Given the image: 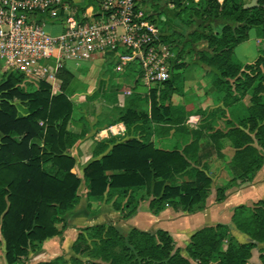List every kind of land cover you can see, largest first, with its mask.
<instances>
[{
	"label": "trees",
	"instance_id": "16d2710c",
	"mask_svg": "<svg viewBox=\"0 0 264 264\" xmlns=\"http://www.w3.org/2000/svg\"><path fill=\"white\" fill-rule=\"evenodd\" d=\"M168 1L179 15L185 13L189 26L182 42L170 41L176 51L174 68L181 65L177 63L181 55L193 53L195 62L210 68L226 106L238 107L245 96H251V105L242 109L237 123L230 121L227 131L211 134L220 158L224 157L223 138L236 149L230 162L231 181L251 182L264 164V47L251 63L237 60L234 53L252 30L264 40V0L253 7L245 6L250 0ZM65 5L78 11L86 8L70 0H63ZM45 16L41 14L39 20ZM181 77L171 71L169 79L157 83L151 121L181 122L175 117L181 110L171 104ZM23 85H27L26 77L17 70L0 80V244H4L6 264H24L45 240L62 235L84 187L88 208L105 201L124 219L137 212L146 198H151L149 209L156 214L167 205L188 213L205 208L213 182L208 172L194 169L191 179L176 180L191 166L185 154L199 137L183 152L132 137L88 163L81 176L73 172L76 159L69 153L80 138L67 128L74 103L64 91L52 94L46 81L26 89ZM138 120H149L148 114L127 111L119 118L128 127ZM108 146V141L100 142L96 149L104 152ZM227 189H217L218 201L225 199ZM232 222L248 241H240L229 224L218 223L196 230L185 253L167 230L133 227L124 233L113 222L97 223L80 229L70 263L59 255L40 264H84L82 257L87 254L105 264H251L258 244H263L260 260L264 264V199L235 207Z\"/></svg>",
	"mask_w": 264,
	"mask_h": 264
},
{
	"label": "crops",
	"instance_id": "0c3cea01",
	"mask_svg": "<svg viewBox=\"0 0 264 264\" xmlns=\"http://www.w3.org/2000/svg\"><path fill=\"white\" fill-rule=\"evenodd\" d=\"M97 5L98 2L90 3L84 11L67 6L62 17L71 15L91 18L97 14ZM152 13L154 15L160 13L162 40L167 43L176 41L175 45L183 41V33L189 26L184 22L185 13L179 15L173 2L162 0L159 13L155 11ZM148 15L151 17V14ZM48 27L55 33L62 29L60 21L47 23ZM244 42L235 48V53ZM174 52L176 57V51ZM196 59L193 53L181 55L177 60L181 65L176 68L172 63L174 58L171 60L172 73H180L183 78L171 98V104L181 110L178 111L181 113L175 115L181 121L177 124L150 120L152 91L157 84L144 83L137 62L129 64L122 72L116 71V57L111 53L97 55L91 60L80 63L66 60L58 74L59 90H52V94L64 91L74 103L67 128L78 134L80 138L69 149V153L76 159L73 172L81 176L88 163L107 153L113 144L132 137L146 139L165 150L180 152L199 137L185 154L191 166L177 176L176 180L181 183L183 180L191 179L194 169H204L208 172L213 182L205 208L188 213L182 208L175 209L167 205L156 214L149 209L151 198H146L140 203L137 212L124 219L120 212L113 210L111 203L105 201L93 202L88 208L87 189L84 187L81 191V200L74 213L70 215L63 234L45 240L41 249L30 253L26 259L27 264H40L53 259L55 255H61V252L72 248L81 228L97 223L113 222L124 233H128L133 227L151 232L159 228L167 230L183 253L191 235L204 226L227 223L235 236L238 237V233L243 234L232 222L233 210L238 205H252L264 199V164L251 182L241 183L240 180L232 182L234 174L230 162L236 149L228 138H223L221 152L224 157L220 158L211 134L215 130L227 131L230 121L237 123V117L242 114V109L251 105V96H245L238 107L237 104L233 107L226 106L213 83V73L210 68L195 62ZM243 59L239 61L253 62ZM45 62L54 65L56 60L49 58ZM0 67L1 80L11 70L7 69L5 63ZM26 81L27 85L23 87L31 88L34 82L27 78ZM127 111L147 113L149 120H138L128 127L124 121H119L121 114ZM107 141L109 146L104 152L96 149L100 142ZM225 186L228 187L226 197L218 201L217 189ZM0 247L4 254V244H0Z\"/></svg>",
	"mask_w": 264,
	"mask_h": 264
},
{
	"label": "built area",
	"instance_id": "2783aa9c",
	"mask_svg": "<svg viewBox=\"0 0 264 264\" xmlns=\"http://www.w3.org/2000/svg\"><path fill=\"white\" fill-rule=\"evenodd\" d=\"M139 1L97 0L93 17L63 18L61 10L67 8L63 0H0V58L7 69L36 83L46 81L53 91L59 90L58 74L66 60L80 63L109 53L116 57V71L137 62L145 84L165 81L175 52ZM41 14L51 22L60 21L61 31L48 30L47 22L39 20ZM49 58L56 63H46Z\"/></svg>",
	"mask_w": 264,
	"mask_h": 264
},
{
	"label": "rangeland",
	"instance_id": "374dc122",
	"mask_svg": "<svg viewBox=\"0 0 264 264\" xmlns=\"http://www.w3.org/2000/svg\"><path fill=\"white\" fill-rule=\"evenodd\" d=\"M70 1L76 6H87L90 3H94V0H70ZM251 1L252 0H250V2ZM95 2L97 3V0ZM139 2H140L139 6L142 7V9L147 14H151L152 20L154 22H156L158 24V26L161 28L162 21H161V18L159 17V15H160L159 11L162 7V0H140ZM154 11L158 12L159 14L154 15L152 13ZM43 21H46L47 23H54V22H51V20H49V19L46 20L45 18L43 19ZM48 30L51 31L52 29L50 27H48ZM165 43H167V42H165ZM168 44L172 45L170 42H168ZM262 47H264V41L262 40L258 44L255 31L252 30L250 38L248 40H246L243 43V45H240L237 48L236 53H235V57L237 60H242L243 58H246L245 60L254 61L259 56V52H260V49ZM3 63H4V60L0 58V66H2ZM251 207H253V206H251ZM238 239L240 241H248L249 240L248 236L243 235V234H239V233H238ZM262 247H263V244H258L253 249V256L250 260L251 264H262V262L260 260V254H261ZM61 255H63L65 257V259L70 263V259L72 256H74V253H73L72 248H71L67 251L61 252ZM55 257H57V255H55L53 257V259ZM82 259L84 260V264H91V262H95V263L97 262V263L105 264V262L102 261L101 258H97V259L93 258L92 254H87V256L82 257ZM26 261L27 260H25L24 264H27ZM0 264H6L4 254H3L1 247H0ZM58 264H61V263H58Z\"/></svg>",
	"mask_w": 264,
	"mask_h": 264
},
{
	"label": "water",
	"instance_id": "95a60500",
	"mask_svg": "<svg viewBox=\"0 0 264 264\" xmlns=\"http://www.w3.org/2000/svg\"><path fill=\"white\" fill-rule=\"evenodd\" d=\"M258 4V0H252L250 3L246 4V7H253Z\"/></svg>",
	"mask_w": 264,
	"mask_h": 264
}]
</instances>
